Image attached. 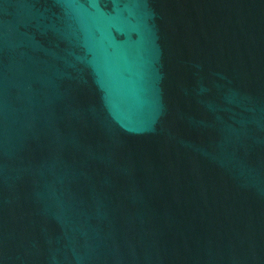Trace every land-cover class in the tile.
Listing matches in <instances>:
<instances>
[{"label":"water","instance_id":"1","mask_svg":"<svg viewBox=\"0 0 264 264\" xmlns=\"http://www.w3.org/2000/svg\"><path fill=\"white\" fill-rule=\"evenodd\" d=\"M0 264H264V0H0Z\"/></svg>","mask_w":264,"mask_h":264}]
</instances>
